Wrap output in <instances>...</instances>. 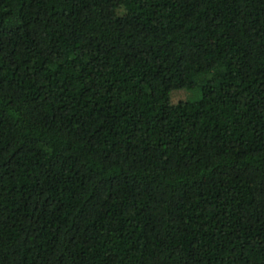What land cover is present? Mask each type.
Instances as JSON below:
<instances>
[{"label":"trees","instance_id":"obj_1","mask_svg":"<svg viewBox=\"0 0 264 264\" xmlns=\"http://www.w3.org/2000/svg\"><path fill=\"white\" fill-rule=\"evenodd\" d=\"M0 264H264V0H0Z\"/></svg>","mask_w":264,"mask_h":264},{"label":"rangeland","instance_id":"obj_2","mask_svg":"<svg viewBox=\"0 0 264 264\" xmlns=\"http://www.w3.org/2000/svg\"><path fill=\"white\" fill-rule=\"evenodd\" d=\"M189 97L190 95H188V93L183 89L175 90L170 95V99L172 103L187 99Z\"/></svg>","mask_w":264,"mask_h":264}]
</instances>
